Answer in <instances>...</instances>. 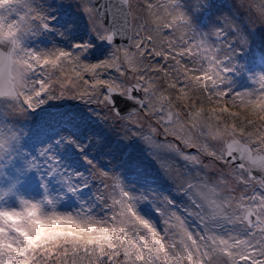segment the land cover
Masks as SVG:
<instances>
[{"label":"snow or ice","instance_id":"1","mask_svg":"<svg viewBox=\"0 0 264 264\" xmlns=\"http://www.w3.org/2000/svg\"><path fill=\"white\" fill-rule=\"evenodd\" d=\"M0 264H264V0H0Z\"/></svg>","mask_w":264,"mask_h":264}]
</instances>
